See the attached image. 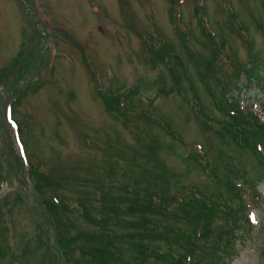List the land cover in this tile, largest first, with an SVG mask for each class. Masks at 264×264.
Masks as SVG:
<instances>
[{"label":"rangeland","instance_id":"374dc122","mask_svg":"<svg viewBox=\"0 0 264 264\" xmlns=\"http://www.w3.org/2000/svg\"><path fill=\"white\" fill-rule=\"evenodd\" d=\"M200 21L216 39L221 81L247 63L251 49H264V0H0V248L13 256L38 238L46 262L63 264L67 251L42 199L64 201L75 210L74 235L89 233L78 203L96 208L144 178L159 186L164 172L172 191L214 190L189 155L217 164L219 179L225 152L250 166L246 152L215 138L221 115L183 48L211 55ZM167 44L172 52L155 56ZM173 71L180 92L163 94L160 88L174 87ZM138 83L141 93L126 102ZM118 98L121 114L109 109ZM241 98L264 119V87ZM34 172L55 186L36 190ZM255 190L246 195L249 226L238 233L232 264H264V180Z\"/></svg>","mask_w":264,"mask_h":264},{"label":"trees","instance_id":"16d2710c","mask_svg":"<svg viewBox=\"0 0 264 264\" xmlns=\"http://www.w3.org/2000/svg\"><path fill=\"white\" fill-rule=\"evenodd\" d=\"M200 28L209 42L211 55L205 57L199 53L200 57L196 58L191 49L183 48L207 87L213 108L221 115L213 133L220 144H232L246 152L250 166L246 167L236 155L225 152L222 158L219 156L223 168V176L219 179L217 164H210L206 156L200 164V160L189 155L200 171L215 183L214 190L208 193L202 188H191L187 193L172 191L164 172L159 186L155 184L156 177L154 183L144 178L129 194L105 193L108 197L98 202L96 208L89 203L87 206L85 201L79 202L80 219L93 229L89 233L74 235L75 226L70 217L75 210H70L64 201L51 197L42 199L41 206L48 212L58 236L54 233V239L62 251H67L63 254V264H232L238 258V241L243 239L238 233L249 226L246 195L255 194L258 184L264 180V120L258 118L251 106H242L241 94L254 86L263 89L264 49L258 52L251 49L247 63L236 66L233 76L221 81L213 69L216 65L214 53H218L216 39L203 21H200ZM171 52L167 44L163 47V56L160 53L155 56L163 58ZM22 55L23 51L17 61ZM176 76L179 78L173 71L174 87H163L159 91L163 94L174 89L180 92ZM152 85L160 86V83L155 81ZM140 88L138 83L130 89L125 95L126 102L139 95ZM113 106L109 109L122 113L119 98ZM196 106L199 108L198 103ZM198 117L196 113L197 120ZM206 125L202 126L207 128ZM31 174L38 191L40 187L51 189L55 186L52 177L50 180L43 175L36 177L35 172ZM88 207L97 213H90ZM112 224L119 229H113ZM42 248L45 249L35 238L13 256L8 254L9 247L0 248V257H11L10 264H50L46 262L47 256L42 255ZM74 252H77L76 258L72 256Z\"/></svg>","mask_w":264,"mask_h":264}]
</instances>
